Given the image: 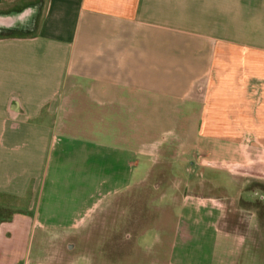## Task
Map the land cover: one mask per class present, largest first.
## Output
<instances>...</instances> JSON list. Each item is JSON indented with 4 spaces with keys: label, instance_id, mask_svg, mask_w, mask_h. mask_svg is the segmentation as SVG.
Segmentation results:
<instances>
[{
    "label": "crops",
    "instance_id": "0c3cea01",
    "mask_svg": "<svg viewBox=\"0 0 264 264\" xmlns=\"http://www.w3.org/2000/svg\"><path fill=\"white\" fill-rule=\"evenodd\" d=\"M21 14L0 37V194L34 208L0 224V264H28L41 206L75 222L127 189L147 125L264 155V0H0Z\"/></svg>",
    "mask_w": 264,
    "mask_h": 264
},
{
    "label": "rangeland",
    "instance_id": "374dc122",
    "mask_svg": "<svg viewBox=\"0 0 264 264\" xmlns=\"http://www.w3.org/2000/svg\"><path fill=\"white\" fill-rule=\"evenodd\" d=\"M11 31L17 35L27 29ZM190 123L186 142L178 139L179 131L174 128L172 133H162L168 127L147 125L146 143L134 159L129 187L101 197L93 211L77 221L69 220L68 213L65 217L61 207L44 212L41 206L44 229L34 224L30 230L27 223L29 253L25 261L264 264V214L248 202L237 201L240 191L255 184L264 191L263 153L245 143L247 148L235 147L230 158L214 157L197 137V121ZM155 133L156 142L151 141ZM92 176L78 209L104 178L100 173ZM48 213L61 217L43 221ZM32 215L28 209V217ZM15 225L18 228L20 223Z\"/></svg>",
    "mask_w": 264,
    "mask_h": 264
},
{
    "label": "trees",
    "instance_id": "16d2710c",
    "mask_svg": "<svg viewBox=\"0 0 264 264\" xmlns=\"http://www.w3.org/2000/svg\"><path fill=\"white\" fill-rule=\"evenodd\" d=\"M11 30H0V37L11 36ZM30 193L23 198H15L0 194V224L10 222L14 214L27 212L29 209Z\"/></svg>",
    "mask_w": 264,
    "mask_h": 264
},
{
    "label": "flooded vegetation",
    "instance_id": "af4514ba",
    "mask_svg": "<svg viewBox=\"0 0 264 264\" xmlns=\"http://www.w3.org/2000/svg\"><path fill=\"white\" fill-rule=\"evenodd\" d=\"M262 189L263 188L259 187L258 184H255L245 189V191L242 190L238 194L237 201L240 202L241 199L244 202H248L250 205H254L256 209H259L262 214H264V191Z\"/></svg>",
    "mask_w": 264,
    "mask_h": 264
},
{
    "label": "water",
    "instance_id": "95a60500",
    "mask_svg": "<svg viewBox=\"0 0 264 264\" xmlns=\"http://www.w3.org/2000/svg\"><path fill=\"white\" fill-rule=\"evenodd\" d=\"M24 14L18 16H0V30H16L18 29V21L21 20Z\"/></svg>",
    "mask_w": 264,
    "mask_h": 264
}]
</instances>
